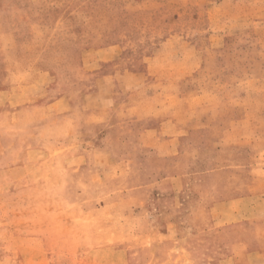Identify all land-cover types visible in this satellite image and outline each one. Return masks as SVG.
<instances>
[{
  "label": "rangeland",
  "instance_id": "obj_1",
  "mask_svg": "<svg viewBox=\"0 0 264 264\" xmlns=\"http://www.w3.org/2000/svg\"><path fill=\"white\" fill-rule=\"evenodd\" d=\"M216 1L0 0V264H264L263 194L171 101Z\"/></svg>",
  "mask_w": 264,
  "mask_h": 264
},
{
  "label": "crops",
  "instance_id": "obj_2",
  "mask_svg": "<svg viewBox=\"0 0 264 264\" xmlns=\"http://www.w3.org/2000/svg\"><path fill=\"white\" fill-rule=\"evenodd\" d=\"M216 4L209 11L210 26L205 31L210 50L218 52L215 59L204 57L211 54L210 50L200 52L189 40L191 46L182 37L172 38L178 66L173 67L176 74L169 83L171 101L190 107L185 112L188 134L197 128L193 122L196 105H202L204 134L205 121L218 120L219 131L213 135H218V149L232 153L225 158L230 163L222 166L243 169L250 181L245 191L236 195L242 201L257 198L255 193L264 196V188L256 190L253 184L255 176H264V39L260 40L258 34L264 27V13H259V4L254 0H217ZM229 44L231 49L227 47ZM12 87L0 88L4 102L10 104L18 102L15 97L18 93L12 94ZM216 105L218 114L212 117Z\"/></svg>",
  "mask_w": 264,
  "mask_h": 264
}]
</instances>
